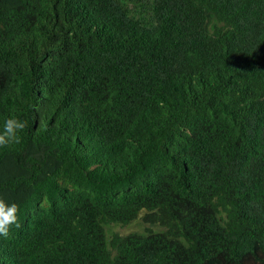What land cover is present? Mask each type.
<instances>
[{
    "label": "trees",
    "instance_id": "obj_1",
    "mask_svg": "<svg viewBox=\"0 0 264 264\" xmlns=\"http://www.w3.org/2000/svg\"><path fill=\"white\" fill-rule=\"evenodd\" d=\"M134 1L0 0V264H264V0Z\"/></svg>",
    "mask_w": 264,
    "mask_h": 264
},
{
    "label": "clouds",
    "instance_id": "obj_2",
    "mask_svg": "<svg viewBox=\"0 0 264 264\" xmlns=\"http://www.w3.org/2000/svg\"><path fill=\"white\" fill-rule=\"evenodd\" d=\"M28 126L26 120L18 117H10L3 123V129L0 131V147H7L21 142L20 133ZM20 206L15 203H9L0 197V236L8 237L13 225L20 227L19 223Z\"/></svg>",
    "mask_w": 264,
    "mask_h": 264
},
{
    "label": "rangeland",
    "instance_id": "obj_3",
    "mask_svg": "<svg viewBox=\"0 0 264 264\" xmlns=\"http://www.w3.org/2000/svg\"><path fill=\"white\" fill-rule=\"evenodd\" d=\"M120 1L124 4H126L127 6H130L131 8H133L135 5L134 0H120ZM136 15H138V12L136 13ZM142 228L143 227L140 223H136V224H134L132 226H128V227H111L109 230V233H114V232L127 233V232L134 231V230H140Z\"/></svg>",
    "mask_w": 264,
    "mask_h": 264
}]
</instances>
